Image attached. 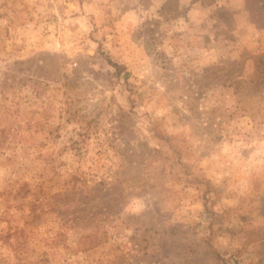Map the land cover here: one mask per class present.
<instances>
[{
	"label": "rangeland",
	"instance_id": "obj_1",
	"mask_svg": "<svg viewBox=\"0 0 264 264\" xmlns=\"http://www.w3.org/2000/svg\"><path fill=\"white\" fill-rule=\"evenodd\" d=\"M38 259L264 264V0H0V264Z\"/></svg>",
	"mask_w": 264,
	"mask_h": 264
},
{
	"label": "trees",
	"instance_id": "obj_2",
	"mask_svg": "<svg viewBox=\"0 0 264 264\" xmlns=\"http://www.w3.org/2000/svg\"><path fill=\"white\" fill-rule=\"evenodd\" d=\"M98 53H100L101 56H103V58L106 60V62L112 66L114 68V75L115 76H120V73L123 69V66L117 62H114L113 60L110 59V57L105 54V52L101 49V44H98ZM128 77V72H125L123 75V78L127 79ZM22 230L21 228L18 229L16 231V233L18 231ZM21 234V233H20ZM62 231L59 232H55L54 234V240L56 243L60 240V237L62 236ZM25 239V238H24ZM107 240V236H106V232L105 231H101L100 233L96 231L91 232V233H86V234H81L78 238V240L76 241L77 245V249L87 252L89 250H94L96 247H99L100 245H103L104 242ZM24 244V242H20L19 243V249L22 247V245ZM18 244H16L17 246ZM214 252V251H213ZM35 264H45L43 261L41 262V260H36Z\"/></svg>",
	"mask_w": 264,
	"mask_h": 264
}]
</instances>
